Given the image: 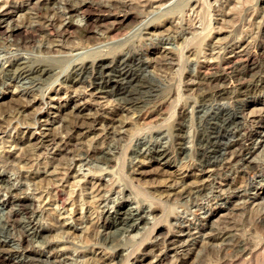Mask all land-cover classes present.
<instances>
[{"label":"rangeland","instance_id":"rangeland-1","mask_svg":"<svg viewBox=\"0 0 264 264\" xmlns=\"http://www.w3.org/2000/svg\"><path fill=\"white\" fill-rule=\"evenodd\" d=\"M128 1L140 9L137 19L102 39L86 40L67 33L51 40L40 36L18 46L12 44L13 36L0 35L1 64L21 55L30 63L45 61L54 68L47 80L0 73V178L4 179L0 181V242L14 252L13 258L27 264L20 240L23 232L29 234L32 248L45 253L46 261L33 264H249L247 252L264 248V220L257 218L258 212L264 213V171L244 176L229 170L236 177L235 187L222 190L212 171H200L196 151L200 132L208 127L212 113L242 100L246 103L244 121L227 123L216 141L224 154L242 131H260L251 144V159L264 165V125L257 123L264 112V86L233 97L239 83L234 71L219 72L223 80L210 77L224 57L243 46L251 50L257 70L261 69L248 70L251 75L245 73L246 80L264 74V0ZM5 2L0 0L1 5ZM33 12L20 9L12 22H25ZM50 15L58 17L57 26L69 19L77 27L86 23L84 15L70 17L64 8ZM120 52H135L143 59L144 77L158 89H140V105H124L112 88L98 92L81 81L62 82L77 63ZM218 87L226 88V95L232 97L215 95L212 90ZM25 95L35 98L16 104ZM139 113L144 116L138 121ZM77 119L81 125L91 124L63 129L65 123ZM182 120L185 156L176 152L169 162L142 158L141 152L155 144L173 145ZM66 139L69 142L64 144ZM86 146L103 148L113 161L78 153ZM24 152L32 153L31 159L22 161L19 156ZM183 184L193 187L191 194L170 200L169 191ZM204 184L208 185L204 188ZM58 188L64 189L63 207L55 196ZM16 192L33 199L35 207L30 212L8 202ZM120 204L135 208L143 219L125 230L105 227L104 220L116 219ZM11 207L19 212L17 228L7 223ZM211 221L214 230L208 226ZM56 222L70 228L65 233L50 230ZM106 231H120L122 260L117 256L120 248L97 244L95 236ZM171 234L178 241L168 249L164 240ZM232 247L244 248L240 250L244 256L235 261ZM55 253L60 257L54 259ZM255 258L252 264L262 262L264 252Z\"/></svg>","mask_w":264,"mask_h":264},{"label":"bare ground","instance_id":"bare-ground-1","mask_svg":"<svg viewBox=\"0 0 264 264\" xmlns=\"http://www.w3.org/2000/svg\"><path fill=\"white\" fill-rule=\"evenodd\" d=\"M25 8L34 11L33 12L34 16L28 15L26 17L27 20L25 22L23 21H21L20 23H15V21L12 22L13 14L18 10ZM59 8H64L70 17H73L76 14L84 15L86 18L85 25L83 27H77L73 24V21L69 19L67 21H63L60 24V26H57V20H59L58 17L51 16L50 13L54 12L55 10H58ZM138 9L139 8L136 7L135 3L133 4L128 0H35V1L6 0V2L3 5L0 4V35L2 37L13 36L14 42L12 44H16L18 46L26 45L27 43L33 41L35 38L40 36H44V35L49 36L51 37L50 38L51 40L54 39L56 36L59 37L65 36V34L67 33H75L79 37L84 38L86 40L90 38L102 39L104 37H108L113 34L115 35L116 33H119L120 31L126 29L128 25H130L133 21L137 19V15L139 14L138 12L140 11V9L139 10ZM241 46H243V44L240 45L239 47ZM49 48L50 47H43V49L45 50H50ZM261 49L263 50V51L261 50V52L264 53V43H262ZM251 53H252L251 50L247 48V46H243L242 48L235 50L234 53L228 56L227 58L224 57L223 60L214 67V72H212L210 75L211 80L217 81L219 78L222 79V77H219L221 74L218 73L219 72L223 73V70H231V72L234 71L233 73H236V75H238V79L237 77L236 79L237 81L239 80V83L237 84V89L236 91H234L233 97H239L240 95H245L250 92H256L259 88L264 86V74L256 76L255 74L252 73L256 77L254 78L252 75V77H249L251 78L249 80L248 79L246 80V78L244 77L245 73L248 74L250 73L251 70L254 69L256 71L261 70V69L257 70V67L259 65H257L256 60ZM104 55H105L104 57H99L98 59L87 60L77 63L74 66L72 72L66 75L62 80V82L70 85V83H78L79 81H81L87 83L88 86L92 87L93 90L98 92H103L105 91V89L112 88L119 95L122 96L121 98L122 100L121 99L120 100L124 105L127 106H137L141 104L142 98L140 95L141 94L140 89L142 88H147L152 90L153 92L154 91L158 92V89L155 87V85L153 86V84L151 85L149 82L146 81V78L144 77L141 68L142 67L141 63H143V59L141 60V58L138 57V55L135 52H128V53L120 52L118 54H114L113 56H106V54ZM260 67L262 66L260 65ZM262 69L264 68L262 67ZM2 72L11 77L12 75L13 76L23 75V76L32 77V79L36 81V80L49 79L53 75L54 68L52 64L45 61L30 63V60L28 58H25L20 55L17 57L10 56L7 59V62H5L4 64L0 63V73L2 74ZM225 89L223 87H218L212 91L217 96H223L224 94L226 95L227 93ZM228 92L231 91H229L228 89ZM228 95L232 97L230 93L227 94L226 96ZM34 98H35L34 95L33 96L25 95V97L21 96L22 100L21 101L18 100L16 104H21L23 101L24 103L25 101L30 103L34 100ZM245 104L246 103L242 102V100H236V102H234L233 105L231 104V106H227V107L221 106L217 110V113L215 114L212 113L211 119L209 118L210 122L208 127L204 129V131L202 130L200 132V139L198 141V147L196 151L198 166L200 167V171L201 170L206 171V169H209L208 171H212V173L215 174L216 180H218L216 181V183H218V187H220L222 190H230L231 188L235 187L234 180L236 177H232L231 175H229L228 173L229 170H232L234 174L235 173L243 174L244 176H246L247 174L249 175L257 174L259 172L264 171L263 164L254 163L253 160L251 159V156L254 154L253 147L251 144L255 141V138L257 134L260 133V131L257 130L242 131L241 133H239L236 142L230 147H228V152L224 154H221V148H220L221 145L219 142L216 141L218 132L226 129L224 128V126H226L227 123L233 122L236 124L244 121L245 112L243 110V107L245 106ZM15 105L13 107H15ZM11 108L9 107L8 110H10ZM259 115L260 116L258 117L259 119L257 120V123H259L260 125H264V112ZM143 116L142 114L139 113V115L136 116L137 120L139 121V119L143 118ZM95 120L97 119H94V121ZM114 120L115 118H112L111 122ZM84 121L85 120H83L82 122ZM183 121L185 122V120L179 121L177 125L178 132L176 133L175 138H173L174 139L173 145L155 144L151 148H147L143 151L141 150L142 151L141 156H143L142 158L144 159V157L146 158L150 157L151 159H157L159 161L165 160V162H169L173 157V154H175L176 152L180 153L181 156L187 153L188 149L185 146L186 136L183 133L184 131L182 130V127L185 126ZM1 122H5V121H1ZM86 122L87 124L89 123V121ZM86 122H84L83 124H86ZM82 125L80 124V120L78 119L74 121L70 120L69 122L64 124L63 129L71 128L70 130H72L73 129L72 126L74 128H78ZM52 137H53L52 139L55 140L54 137H57V131L56 132L54 131V136ZM68 142L69 140L67 139L63 141L64 144ZM28 153L26 154L25 152L22 153L23 155L21 154L19 158L22 159V161L31 159L29 156L32 153L30 155ZM78 153H84L87 156H90L91 158H99L100 160H104L105 162L113 161V157L109 156V154L103 148H99L97 146L94 148H88L86 146V149H84L83 151L80 150V152ZM3 180L0 178V181ZM210 183L212 185V182ZM183 185H181L182 187L180 188L174 187L172 192L169 191L168 196H171L169 197L170 200L178 199L185 194H191L193 187H191L190 185L187 186L186 184L184 186ZM207 185L204 184V188ZM63 192L64 189L62 190L61 188H58L55 192L56 199L60 200L61 204L65 201ZM8 202L12 205H19V207L23 211H25V213L30 212L35 207V202L33 201V199H31L29 195L22 194L20 192H16L10 195ZM63 204L62 207L64 206ZM13 208L12 210L10 209L11 212L10 215L8 216L9 218L7 220V223H9L13 228L14 227L17 228L19 212L17 210H13ZM101 211L104 210H100V212ZM116 214H117L116 219L104 220L105 227L116 225L117 227L123 228L122 230H125L124 228L126 227L130 228L132 225H134V222L136 220L143 219V215H141L142 214L141 212L137 211L135 208H132L130 206L127 207L124 204H120ZM257 215H258L257 218H260V221L264 220V213L258 212ZM58 223L56 222L55 224H53L54 227L51 225L52 227L50 226V230H58V231L61 230V232L65 233L66 229L70 228V227H59L60 224L62 226L63 223L60 224ZM213 223L214 222L212 223L208 222V226L214 230L216 226ZM203 225H205V223H203ZM233 225L234 227H238L237 223H234ZM228 227H232V224H229ZM119 233L115 234L113 231H106L99 233L100 235L98 237H96L95 234L93 233H91L89 236L91 235L95 236L97 240V244L100 243V245L104 247L110 245L109 247H113L118 251L120 248V252L118 253V255L116 254V252L115 254L118 256L120 260H122L124 258V253L122 251L123 249L121 250L122 246L118 239ZM39 235L44 236L45 233L40 232ZM176 238L177 237L175 234H171V236L167 237L164 240V242H166L167 244L166 247L168 249L172 248L174 244L178 241V240L176 241ZM20 240L23 243L24 253H26V257L29 259L30 264H33L36 261L39 262L43 260L46 261L45 253H43L41 250L32 248L30 246L31 239L28 233L23 232V234L20 237ZM240 242H241L240 240L237 241L238 246ZM245 245H243V247H245ZM260 248L251 250L249 253L247 252V254L249 255L248 256L246 255V261H249L250 262L249 264H252L251 262L252 259H254V257L257 258L259 253L264 252V248L261 249V251H259ZM241 249L232 247V254H234L232 255V258L234 260L241 257V255L244 256V254L240 253L242 252L240 251ZM13 254L14 252L10 250L8 247H6V244L4 242H0V264L28 263L23 260L17 259L16 257L13 258L14 257V256L12 257ZM58 254L59 253L53 254L54 259L60 257V255ZM101 257L102 256H100L99 258L101 259ZM159 258L161 259V256ZM258 264H264V258L262 259V262Z\"/></svg>","mask_w":264,"mask_h":264}]
</instances>
